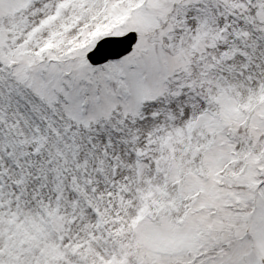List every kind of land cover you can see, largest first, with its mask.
<instances>
[{"label":"snow or ice","instance_id":"6c2138e0","mask_svg":"<svg viewBox=\"0 0 264 264\" xmlns=\"http://www.w3.org/2000/svg\"><path fill=\"white\" fill-rule=\"evenodd\" d=\"M0 264H264V0H0Z\"/></svg>","mask_w":264,"mask_h":264}]
</instances>
